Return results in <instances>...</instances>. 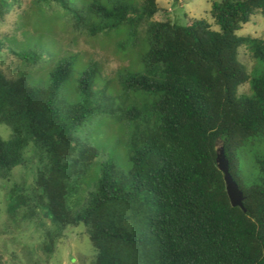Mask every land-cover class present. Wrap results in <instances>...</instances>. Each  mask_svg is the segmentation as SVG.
I'll return each mask as SVG.
<instances>
[{
  "label": "trees",
  "instance_id": "16d2710c",
  "mask_svg": "<svg viewBox=\"0 0 264 264\" xmlns=\"http://www.w3.org/2000/svg\"><path fill=\"white\" fill-rule=\"evenodd\" d=\"M35 3L63 10L77 34H123L115 46L137 51L141 69L113 82L93 59L79 73L72 103L61 94L73 79L75 52L57 61L47 85L0 70V123L9 128L7 137L0 132V179L12 182L3 233L42 230L47 262L65 229L83 224L95 264H264V37L239 34L255 15L264 22V0H212L213 22L187 24L155 19L158 0ZM9 7L0 0V22ZM3 47L0 41V57ZM242 49L257 61L251 71ZM8 53L27 67L42 55L29 47ZM103 114L125 124L130 165L102 161L73 212L71 185L100 155L76 131ZM220 148L243 207L229 199ZM16 167L29 169L32 181H11ZM0 264H9L2 249Z\"/></svg>",
  "mask_w": 264,
  "mask_h": 264
},
{
  "label": "rangeland",
  "instance_id": "374dc122",
  "mask_svg": "<svg viewBox=\"0 0 264 264\" xmlns=\"http://www.w3.org/2000/svg\"><path fill=\"white\" fill-rule=\"evenodd\" d=\"M211 1L158 0L160 9L155 19L171 18L180 24H187L194 18H205L213 22L210 14ZM8 4L10 10L0 22V41L5 46L1 49L0 70L8 77L13 74L14 76H25L32 84L47 85L50 71L57 61L75 52L73 79L61 94L67 102L72 103L78 99L76 85L79 73L93 59L100 61L105 74L109 75L113 82H117L119 76L129 69H141L136 56L137 51L130 52L115 46V42L121 40L123 34L111 33L105 38L93 39L75 33L67 19V13L57 8L52 9L54 5L50 6L46 3L39 5L35 3V0H8ZM239 34L264 37L262 16L259 14L253 16L239 31ZM75 36L74 43L72 40ZM28 47L42 51L37 64L31 67L19 64L17 57L14 61V56L8 53L9 48L21 50ZM239 59L246 65L248 71L253 69L255 62L257 63L244 49L241 50ZM115 88L118 87L112 86L109 91H115ZM248 90V85H246L241 88L240 92H248ZM8 129L0 123V132L4 137L8 136ZM76 134L81 140L96 147L100 155L86 175L71 185L72 190L67 196L66 205L73 212L83 207L88 190L94 187L102 161L113 157L122 169H127L130 165L125 142L127 128L114 116L108 114L95 116L79 127ZM25 179L32 181L30 170L16 167L11 181L23 184ZM10 184L0 179V249L7 263L33 264V261L39 259L41 264H95L97 252L83 224L75 227L69 226L65 229V237L58 244V252L48 262L45 260V253L40 249L45 238L42 230L30 226L27 230L17 229L14 233H3L7 223L5 196ZM29 249H33L32 259L29 257Z\"/></svg>",
  "mask_w": 264,
  "mask_h": 264
},
{
  "label": "water",
  "instance_id": "95a60500",
  "mask_svg": "<svg viewBox=\"0 0 264 264\" xmlns=\"http://www.w3.org/2000/svg\"><path fill=\"white\" fill-rule=\"evenodd\" d=\"M217 164L221 171L224 173L226 183V190L233 206L243 207V192L240 190L238 184L233 179L229 172L228 159L226 158L223 148H220L217 154Z\"/></svg>",
  "mask_w": 264,
  "mask_h": 264
}]
</instances>
